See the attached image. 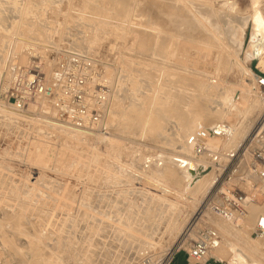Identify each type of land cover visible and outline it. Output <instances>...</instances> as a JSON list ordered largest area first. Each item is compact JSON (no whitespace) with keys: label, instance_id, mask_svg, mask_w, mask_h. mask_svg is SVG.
<instances>
[{"label":"rangeland","instance_id":"1","mask_svg":"<svg viewBox=\"0 0 264 264\" xmlns=\"http://www.w3.org/2000/svg\"><path fill=\"white\" fill-rule=\"evenodd\" d=\"M171 1L0 0V264H167L171 253L178 249L180 252L174 264H186L190 245L205 229L202 222L209 220V224L220 232V217L207 211L210 198L215 196L217 204L225 195L231 200L247 199L242 209L245 216L253 208H264V183L258 182L259 189L249 188L247 162H242L239 157L263 111L259 112L262 113L260 118L258 114L247 122L246 128L237 135L236 142L221 152L228 158L238 152L233 161L221 164L215 162L216 157L212 159L210 163L215 162L224 170L204 181L201 191L191 194L184 185L172 179L180 172L179 165L175 163L177 160H189L194 156L199 164V159L205 158L196 157L193 148L191 152L176 148L179 145H176L179 142L175 138L176 125L179 124L181 129L187 127L186 120L189 121L187 116L193 102L200 108L204 105V108L214 101L206 99L194 81L202 80L207 85L218 86L228 77L227 84L239 82L237 71L228 75L219 69L222 59L234 53L231 42L239 44L237 48L243 45L238 60L245 64L247 73L255 77L259 74L257 59L246 63L254 23L250 19L248 24L240 25L241 19L253 14L252 0ZM225 2L230 4L222 11L232 9L230 6L233 4L237 21L232 20L225 25L222 13H212L209 20L211 29L216 32L192 11L194 7L204 6L203 9L213 6V11H216ZM118 5H123L125 9ZM129 6L130 9L126 8ZM116 8H122L119 16L115 14L118 11ZM260 10L264 13V0H261ZM238 26L243 29V34ZM141 34L144 35L142 38ZM163 36L169 37V41L163 40ZM145 39L153 49L150 48L147 54L142 48ZM208 40L211 42L206 43ZM165 41L170 42V46H166ZM77 43H82L80 46L91 44V56L81 55ZM161 44H164L163 49L159 47ZM191 44L195 45L194 48ZM207 44H210L209 47ZM26 46L28 49L29 46L36 48L39 52L36 54L47 55L48 71L52 69L50 54L56 51L99 62L102 72L112 81L116 94L107 123L109 135L115 140L113 144L108 141L103 143L97 140L99 136L89 134L85 138L73 139L75 133L57 123L55 112L54 117L48 116L36 107L21 115L19 113L20 116L9 113L18 114L7 101L9 90L4 92L2 84L8 79L11 87L16 68L12 71L10 64L13 60L19 61L16 59L18 54H29L30 50L27 52L24 49ZM228 61L234 69L233 60L228 58ZM8 72L12 76L6 78ZM141 72L148 73L150 77ZM148 77L151 85L140 87L139 80H147ZM220 78L223 80L220 81ZM236 93L239 98L241 92L229 94L232 103ZM160 94L165 96L164 99L170 95L183 96L182 110L177 111L168 100L165 105L158 104L153 108L152 118L142 119L138 112L140 105L144 101L151 103V99ZM159 106L165 107L169 116L170 132L167 131V134L157 131L154 124L157 114L153 112H157ZM245 113V110L238 113L236 120H242ZM182 140L186 143V139ZM170 168L174 172L166 171ZM243 176L247 178L243 179ZM251 178V182L256 184V180ZM162 201L173 204L171 213H167L166 208V211L160 210L157 205ZM149 209L152 212L147 215ZM135 216H154L157 220L154 226L160 232L152 235L153 239L145 245L138 238H144L145 232H150L143 229L148 224L140 219L138 221ZM128 217L135 220L127 221ZM240 218L227 223L237 227ZM200 219L203 221L200 222ZM220 234L230 245L252 256V249L257 251L249 249L241 233L234 237L228 232ZM256 236L254 234V240L259 239ZM35 251L54 256L52 260L45 257L46 260L35 261ZM213 257V264H231L236 256L231 251L225 259L218 253ZM253 257L254 261L264 264V252Z\"/></svg>","mask_w":264,"mask_h":264},{"label":"bare ground","instance_id":"2","mask_svg":"<svg viewBox=\"0 0 264 264\" xmlns=\"http://www.w3.org/2000/svg\"><path fill=\"white\" fill-rule=\"evenodd\" d=\"M119 1V0H117ZM165 1V0H164ZM171 1V0H170ZM174 1V0H172ZM171 1V2H172ZM199 1V0H198ZM168 2V1H167ZM176 2V1H175ZM204 2V1H203ZM263 2V1H262ZM125 3V2H124ZM177 3V2H176ZM183 3V2H182ZM202 3V2H201ZM252 3H253V14L250 16V17H246V18H243L240 20V18L238 19V22L239 20L241 21V24L240 25H243L245 23L248 24V21L251 19L254 23V29H253V34H252V37H251V41H250V45H249V48L248 50L246 51V63L248 62H251L253 61L254 59H257L259 61V68L262 69V71L264 72V13L261 12L260 10V5H261V0H252ZM163 4V3H162ZM207 5H210L208 3H206ZM230 3L229 2H225L223 5H220V8L219 10H216V11H213V6L209 9L208 8H193L192 11H193V14L194 16H197L199 18H201L205 23H206V26L208 25V27H210L211 29V22H210V15L212 13H216V14H220L222 13V19H223V23H225V25L228 24V22L234 20V21H237V18L235 16H238L236 11H235V6L232 7L233 4H231V8L230 10H227V11H222L223 8L227 7ZM120 5H118L119 7ZM123 6V5H122ZM120 6V7H122ZM135 6V4H134ZM154 6V5H153ZM123 9L124 6L122 7ZM122 8L119 9V8H116L118 11L117 13H115L116 15L119 16V12L120 14L122 13ZM126 8H131L130 6L129 7H126ZM168 9V7H167ZM127 10V9H126ZM187 10V9H186ZM191 10V9H190ZM114 11H116L114 9ZM112 11V13L114 12ZM128 11V10H127ZM129 12V11H128ZM126 13V14H129V13ZM176 12V11H175ZM157 13V12H156ZM168 13V12H167ZM172 14V13H171ZM184 15V13H182ZM115 15V16H116ZM181 15V14H180ZM183 15H181V18L183 20H186L184 17H182ZM192 15V14H191ZM117 16V17H118ZM122 16V15H121ZM125 16V15H124ZM142 16V15H141ZM176 16V15H174ZM114 17V16H113ZM173 17V16H172ZM195 17V18H197ZM112 18V17H111ZM165 18V17H164ZM131 19V18H130ZM124 20V19H123ZM168 20V19H167ZM197 20V19H196ZM99 21V20H98ZM199 21V20H197ZM247 21V22H246ZM150 22V21H149ZM201 22V20H200ZM172 23V22H170ZM199 23V22H198ZM202 23V22H201ZM100 24V23H99ZM139 24V23H138ZM149 24V23H148ZM174 24V23H173ZM172 24V25H173ZM177 24V23H176ZM187 24H190V23H187ZM130 25V24H129ZM133 25V24H132ZM92 26V25H91ZM136 26V25H135ZM151 26V24H150ZM175 26V25H174ZM179 26V24H178ZM202 26V25H201ZM205 26V25H204ZM205 26V27H206ZM105 27V26H104ZM146 27V26H144ZM149 27V26H148ZM156 27V26H155ZM159 27V26H158ZM203 27V26H202ZM222 27V26H221ZM241 26H238V29L241 31V33L243 34V29L242 28H239ZM143 28V27H142ZM169 28V27H167ZM171 28V27H170ZM186 28V27H185ZM165 29V28H164ZM174 29V28H173ZM178 29V28H177ZM158 30V29H157ZM172 30V29H171ZM180 30V29H179ZM206 30V28H205ZM209 30V29H207ZM213 32H216L215 29H211ZM162 30H158V32ZM168 31V30H167ZM44 32V31H43ZM47 32V31H46ZM45 32V33H46ZM148 32V31H147ZM151 32V31H150ZM156 32V31H155ZM154 32V33H155ZM160 32V33H161ZM165 32V30L163 31ZM173 33V31H171ZM176 32V31H175ZM178 32V31H177ZM181 32V31H180ZM208 32H211V31H208ZM212 32V35H214V33ZM48 33V32H47ZM153 33V32H152ZM166 33V32H165ZM182 33V32H181ZM38 35V34H37ZM47 35V34H46ZM142 35V34H141ZM155 35V34H154ZM152 35V36H154ZM161 35H165V34H161ZM220 35V34H219ZM36 36V35H35ZM51 36V34H50ZM144 35L141 36V38L143 37ZM151 36V38H152ZM167 36V35H166ZM217 36V35H216ZM224 36V35H223ZM47 37V36H46ZM164 37V36H163ZM171 37V36H170ZM173 37V36H172ZM206 37V36H205ZM214 37V36H212ZM218 37V36H217ZM134 38V37H133ZM158 38V37H157ZM167 38L169 37H164L163 40H168ZM181 37H179L180 39ZM209 38V37H207ZM49 39V38H47ZM144 39V38H143ZM154 39V38H153ZM156 39V38H155ZM176 39V38H175ZM205 39V38H203ZM211 39V38H209ZM218 39V38H217ZM148 40V39H147ZM146 39L143 40V44H144V47L143 48V51H146V54L148 51H150L152 48H151V45H149V42L147 41ZM202 40V38H201ZM215 40V38H214ZM213 40V41H214ZM48 41V40H47ZM46 41V42H47ZM50 41V39H49ZM96 41V40H95ZM169 41V40H168ZM204 42L207 41V40H203ZM220 41V40H219ZM46 42H44V44H47ZM140 42V41H139ZM154 42V40H153ZM211 41L208 40V42L206 43H209ZM217 42V41H216ZM231 42V41H230ZM83 43V42H82ZM82 43H77L76 44V47L78 48V52L81 54V55H84V56H91V53H92V49L90 48L91 44L86 45V43L82 46H80V44ZM156 43V42H155ZM164 43H167L166 41ZM189 43V42H188ZM213 43V42H212ZM43 44V43H42ZM137 44V43H136ZM168 44V43H167ZM169 44H171L169 42ZM166 45V46H170V45ZM176 44V43H175ZM195 44V43H193ZM198 44V43H196ZM211 44V43H210ZM209 44V45H210ZM224 44V43H223ZM232 44V48L234 50V53H232V56L230 55H227V57L223 58L222 59V62H221V65H220V70L223 71L225 74L228 73V75L230 74H234L233 72L237 71V75L239 76L240 75V80L238 83H235V84H227V78L226 80H223V78H220V85L218 86H211L210 85H207L205 82H203L202 80H192L195 82L196 85H198L199 87V90L200 92L202 93V95H204L205 97H207L206 99H213L214 101L213 104L211 106H205L203 108H200V106L198 104H195L193 102L192 104V107H191V111L188 112V116L187 118H189L186 122H187V127H185V129H181L180 125L177 124V128H176V131H175V138L177 139V141L179 142H176V145L179 143V145L176 146L177 149H181L180 151L182 152H186L189 150V152L192 151V146H191V142H190V135L192 134H196L199 132L200 129H204V130H210L218 125H229V127L231 128V134L230 136L226 137V138H210L207 143H206V154L204 155L205 158L204 159H199V164H197L198 162L195 160L196 158L193 156L191 157L189 160L187 159H181V161H176L175 163L177 165H179V173H177V176H174L172 179H174V181L179 184V185H184L186 190L191 193V194H195L199 191H201V188H202V183L208 179H212L214 178V175L217 173V172H222L224 170V167L223 166H220L217 167L216 164H214L215 162H219V163H223V162H229V161H233L234 157L236 156V153L235 155H233V157H226L225 155H223L221 152L225 151L224 148L227 149V147H229L230 145H232L234 142H236V140L238 139L237 135L240 133L246 128V124L247 122H250L252 121V119L256 118L255 116H258L259 112H264V96L260 93L259 91V88L257 86V79L255 77V75L251 74L249 75L247 73V71L245 70L246 66L245 64H242L239 60H238V56H239V52L241 51V48L243 47V45L241 44L240 45V48H237L239 44H234L233 42H231ZM32 45V44H31ZM49 45V44H48ZM78 45V46H77ZM155 45V44H154ZM164 44H161L159 47L162 48ZM181 45V44H180ZM189 45V44H188ZM192 45V44H191ZM200 45H206V44H200ZM208 45V44H207ZM208 45V47H209ZM216 45V44H215ZM42 46V45H41ZM143 46V45H142ZM178 46V44H177ZM176 46V47H177ZM193 48L195 45H192ZM212 46V45H211ZM214 46V45H213ZM217 46V45H216ZM215 46V47H216ZM219 46V45H218ZM217 46V47H218ZM158 47V50L160 51V48ZM179 47V46H178ZM225 47V46H224ZM223 47V48H224ZM151 48V49H150ZM173 48V47H172ZM185 48V47H184ZM189 48V47H188ZM206 48V47H205ZM25 51L27 50V52L31 49L30 46H29V49L28 47H24ZM163 49V48H162ZM196 49V48H195ZM201 49V48H199ZM204 49V48H203ZM210 49V48H209ZM227 49V48H226ZM153 50V49H152ZM178 50V49H176ZM180 50V49H179ZM178 50V51H179ZM182 50V48H181ZM187 50V49H186ZM189 50V49H188ZM222 50V49H221ZM21 51V50H20ZM94 51V50H93ZM172 51V50H171ZM22 52V51H21ZM220 52V51H219ZM39 53V52H38ZM178 53V52H177ZM73 54V53H72ZM145 54V55H146ZM158 54V53H157ZM185 54V52H184ZM19 55V54H18ZM16 57V59H19V61H15L10 64V69H13L15 70V68L19 65V66H26L28 64V61H29V57L27 54H20L19 57ZM149 55V54H148ZM165 55V54H164ZM187 55V54H186ZM221 55V53H220ZM80 56V55H78ZM150 56V55H149ZM156 56V55H155ZM163 56V55H162ZM172 56V55H171ZM183 56V55H182ZM167 57V56H166ZM165 57V58H166ZM184 57V56H183ZM224 57V56H223ZM96 58V57H95ZM178 58V57H177ZM228 58L232 59L233 60V65H234V69H231V63L228 61ZM92 59V58H91ZM162 59V58H160ZM164 59V58H163ZM167 59V58H166ZM198 59V58H197ZM178 60V59H177ZM183 60V59H182ZM100 61V60H99ZM178 62V61H177ZM182 62V61H181ZM10 63V62H9ZM175 63V62H174ZM179 64V63H177ZM48 65V64H46ZM18 66V67H19ZM50 66V65H49ZM190 67V66H189ZM48 68V66H47ZM46 68V66L43 68V71L47 72V74L49 76H52V77H55V83H58L59 86L62 85V81H63V75L62 74H57L53 71H51L52 69H48ZM165 68V67H163ZM191 68V67H190ZM166 69V68H165ZM192 69V68H191ZM140 71V70H139ZM143 73V72H141ZM186 73V72H185ZM13 74V73H12ZM179 74V73H178ZM190 74V73H189ZM198 74V73H197ZM7 76H5L6 78H8L9 76L8 75H11V72H8V74H6ZM143 75H148V73H143ZM196 75V74H195ZM200 75V74H199ZM206 75V74H205ZM227 75V76H228ZM249 75V76H248ZM12 76V75H11ZM14 76V74H13ZM149 76V75H148ZM162 76V75H161ZM160 76V77H161ZM170 76V75H169ZM190 76V75H189ZM201 76H204V75H201ZM207 76V75H206ZM218 76V75H217ZM150 77V76H149ZM149 77L147 80H145V78H143L142 80H139V86L140 87H148L149 85H151V83L149 82ZM219 77H222V76H219ZM230 77V76H229ZM224 78V79H225ZM203 79V78H202ZM109 80V79H108ZM8 79L4 81V83L2 84V90L4 92L8 91L9 88H10V82L8 83ZM233 81V80H231ZM215 82V81H214ZM1 90V91H2ZM232 92H241V95L240 97L238 98V94L236 93V97H235V102L232 103L231 102V99H230V96L229 94ZM117 93V92H116ZM161 96L159 95H156L153 99H151V103H148V101H144L142 105H140L139 109H138V112L140 113V116L141 118L143 119H150L149 117L152 118L151 116V113L152 111L154 110L153 108L156 107L158 104H161V105H165L166 104V101L168 102V100H170V104L173 105L177 111L178 110H182L183 108V96H179V95H170V96H167V98H163L162 94H160ZM115 97H116V94H115ZM115 97H114V100H115ZM165 97V96H164ZM137 98V97H135ZM138 101V100H136ZM232 103V104H231ZM34 105V106H33ZM209 105V104H208ZM113 106H114V103H113ZM36 107L38 108V110L40 109L41 111H44L48 114H50L51 116L54 117V112L56 113V110L51 108L52 106H50L49 102L46 101V100H41L40 102L39 101H35L33 104L30 105L29 108H32V109H36ZM10 108V107H9ZM157 112L154 111L153 113L157 114L156 115V119H154V124H155V127L158 130H161L160 133H163V131L165 132V134H167L166 132H170L169 129H170V126H169V122H167L169 116L167 115L166 111H165V107H157ZM13 109V108H12ZM245 110V114L243 116V119L238 121L236 120V117L239 116L238 113H243ZM113 111V109H112ZM12 116L13 115H17V116H20L19 113L18 114H14L12 112H9ZM112 113V112H111ZM153 114V116L155 115ZM262 115L259 114V118L260 116ZM49 116V115H48ZM111 116V114H110ZM44 117V116H43ZM16 118V117H15ZM24 118V117H23ZM44 118H47V117H44ZM258 119V118H257ZM162 122L165 124H162ZM179 126V127H178ZM61 127V126H60ZM64 128V127H63ZM67 128V127H66ZM68 129V128H67ZM70 130V129H69ZM72 131V130H71ZM74 132L75 134L72 135L73 139H78L80 137H84L85 138V135L86 134H82L80 132H76V131H72ZM240 132V133H239ZM164 134V133H163ZM163 136V135H162ZM165 136V135H164ZM166 137V136H165ZM99 141L105 143L108 141V143L110 144H113L114 143V137L111 136V135H106V136H103V135H99V137H97ZM183 139H186V143H182L183 142ZM165 139H168V138H165ZM185 145V146H184ZM194 151V150H193ZM196 155V154H195ZM204 156H197L196 157H204ZM223 156V157H221ZM231 156V155H230ZM207 157V158H206ZM216 157L217 159H215L216 161L212 164L210 163L212 161V159ZM246 158L243 160L244 162H247L249 163L251 161V158L249 155H246L245 156ZM210 158V159H209ZM178 159V158H177ZM242 161V162H243ZM211 164V165H210ZM199 165H202L201 167ZM111 166V165H110ZM109 166V169H111ZM205 166V167H204ZM173 167V166H172ZM177 169V168H176ZM247 170V169H246ZM108 171V170H107ZM167 172H174V170L172 168L168 170H166ZM110 172V171H109ZM112 172V171H111ZM166 172V173H167ZM170 173L168 176H170ZM182 173V174H180ZM239 173V172H238ZM237 173V174H238ZM168 174V173H167ZM175 174V173H173ZM247 177H248V184H249V188H253L254 189H259L260 187L257 186V184H254L253 182H251V177H253L255 180L256 178L253 176V174H251L250 172L247 173ZM246 177V178H247ZM240 179H242L240 177ZM262 183H264V181H262ZM231 185V184H230ZM229 186V185H227ZM256 187V188H255ZM226 196V195H225ZM155 200V199H153ZM165 205H163V204ZM247 203V199H246V202H245V205ZM157 205V204H156ZM244 205V207H245ZM158 207H161L160 210L161 211H166L167 210V213L170 212L171 213V210H172V207H173V204L171 202H166L164 203L163 201L161 202V204L157 205ZM156 207V206H155ZM163 208V209H162ZM166 208V210L164 209ZM20 209V208H19ZM243 209V208H242ZM148 213L147 215L149 214V212H152L151 209L147 210ZM254 211V212H252ZM251 210L248 211V213H246V216L244 214H237L235 215L233 218H230V219H226V218H218L220 220L219 222V230L220 232H223L225 234V232H228V235L229 236H239V234L241 233L242 234V238L247 242V245L249 247V249L251 250V248H255L257 249L254 250L252 249L253 251H251V253L253 254V256L257 255V253L259 252H264V236L262 237H257L259 238L258 240H254V234H257V226H258V219L261 218V217H264V208L263 207H257V208H253ZM157 212V210L155 211ZM245 213V212H244ZM16 215V214H15ZM198 215V214H197ZM48 216V215H47ZM200 216V214H199ZM14 217V216H13ZM12 217V218H13ZM131 217V216H130ZM130 217L127 218V221L128 219H130ZM134 217V216H133ZM137 217V216H135ZM238 217H241L240 218V225L237 226V227H231V225H229L227 223V221L229 220H233L234 218H238ZM132 218V217H131ZM138 218V221L140 219L141 222H144L146 224H148V226H142V228L144 229V231H147L149 232L148 234L145 232V237L143 238H138L139 240L141 239V243L145 245V243H147L148 241L152 240L153 237L152 235L154 234H157L159 233L160 231L154 226L155 225V222H157V220L155 219V217H137ZM136 218V219H137ZM6 219V218H5ZM224 219V220H223ZM256 219H257V222H256ZM16 220V219H15ZM130 220H133V219H130ZM135 220V219H134ZM133 220V221H134ZM13 221V220H12ZM40 221V220H39ZM203 220L200 219V222H202ZM35 222V221H34ZM14 223V222H13ZM46 223V222H45ZM48 223V221H47ZM16 225L17 224V221L15 223ZM20 224V222H19ZM146 224H143V225H146ZM21 225V224H20ZM19 225V226H20ZM127 225V224H126ZM124 225V227L126 226ZM132 225V223H131ZM139 225V224H138ZM24 226V225H23ZM37 226V225H35ZM40 226V225H39ZM38 226V227H39ZM141 226V225H140ZM21 227V226H20ZM127 227V226H126ZM129 227V226H128ZM208 228V227H211L213 229H216L215 227H212L211 224H209V220L205 221L204 223L202 222V228ZM17 228V227H16ZM42 228V227H41ZM137 229V228H136ZM217 230V229H216ZM222 230V231H221ZM24 231V230H23ZM134 231V230H133ZM138 231V230H137ZM218 231V230H217ZM22 232V231H21ZM31 232V231H30ZM39 232V231H38ZM37 232V233H38ZM94 232V231H93ZM139 232V231H138ZM142 232V230L140 231ZM219 232V231H218ZM219 232V233H220ZM36 233V234H37ZM119 233V232H117ZM130 233V232H129ZM134 233V232H133ZM25 234V233H24ZM29 234V233H28ZM93 234V233H92ZM136 234V231L134 233V235ZM27 235V234H26ZM35 235V234H34ZM40 235V234H38ZM56 235V234H55ZM54 235V236H55ZM133 235V236H134ZM138 235V233H137ZM221 235V234H220ZM31 237V236H30ZM42 237V236H41ZM49 237V236H48ZM148 237V238H146ZM39 238V237H38ZM222 238V242H221V246L218 250H216L212 256H214L215 254L218 253V255L221 257V258H227L229 256V254L231 253V251H233L234 253V259L232 261L231 264H260L259 262H256L254 261V257L249 253V252H245L244 250L242 249H238L232 245H230L227 240H225V237L224 236H221ZM62 239V238H61ZM135 239V238H134ZM145 239V240H143ZM128 242V241H127ZM53 243V242H52ZM90 245V244H89ZM139 246V245H137ZM17 247V246H16ZM61 247V246H60ZM128 247V246H127ZM18 248V247H17ZM51 248V247H49ZM136 248V247H135ZM138 248V247H137ZM22 249V248H21ZM18 250V249H17ZM35 250V249H34ZM54 250V248H53ZM19 251V250H18ZM23 251V250H22ZM38 251V250H36ZM34 253V258L36 259L35 261H39L40 259H44L45 257H48L50 258V260H52L51 258L54 256L53 254H43V253H39V252H36ZM64 251V250H63ZM110 251V250H109ZM243 251V252H241ZM21 252V251H20ZM52 252V251H51ZM60 252V251H59ZM138 252V251H137ZM217 252V253H216ZM22 253V252H21ZM56 254V253H55ZM76 254V253H75ZM101 254V253H100ZM33 255V254H32ZM238 257H240L238 259ZM248 257V258H247ZM247 258V259H246ZM54 259V258H53ZM46 260V259H44ZM56 260V259H55ZM60 260V259H59ZM240 260V263L238 262ZM253 260V261H252ZM243 261H245L246 263H243ZM152 263V262H151ZM148 264V263H147ZM189 264H209V260L208 259H200V260H195L193 258L189 259Z\"/></svg>","mask_w":264,"mask_h":264},{"label":"built area","instance_id":"3","mask_svg":"<svg viewBox=\"0 0 264 264\" xmlns=\"http://www.w3.org/2000/svg\"><path fill=\"white\" fill-rule=\"evenodd\" d=\"M37 52V49L32 47L29 51L28 65L16 67L11 87L6 94L13 110L22 114L28 111L35 101L46 100L56 110L58 124L82 134L109 135L107 123L113 109L115 89L112 81L102 72L99 62L71 53L60 51L51 53L50 57L53 60L49 63L53 72L63 75L62 85L59 86L54 81L55 77L43 71L48 62L47 55H39ZM257 70L259 71L256 77L257 86L264 96V73L259 67ZM230 134L229 125H218L210 130L200 129L189 138L194 153L197 156H204L207 151L206 143L210 138H226ZM246 155L251 158L247 163V171L256 178V184L264 181V114L241 148L239 155L241 161ZM245 202L246 199L242 197L231 200L225 196L217 204L214 196L209 199L207 211L212 215L230 219L243 212ZM257 236H264V217L258 219ZM221 242L220 233L216 229L206 227L190 245L187 264L191 258L208 259L209 264H213L212 255L220 248ZM179 252L180 249L171 253L167 264H174Z\"/></svg>","mask_w":264,"mask_h":264},{"label":"water","instance_id":"4","mask_svg":"<svg viewBox=\"0 0 264 264\" xmlns=\"http://www.w3.org/2000/svg\"><path fill=\"white\" fill-rule=\"evenodd\" d=\"M187 264V263H186Z\"/></svg>","mask_w":264,"mask_h":264}]
</instances>
